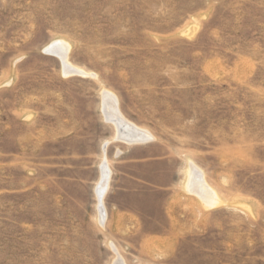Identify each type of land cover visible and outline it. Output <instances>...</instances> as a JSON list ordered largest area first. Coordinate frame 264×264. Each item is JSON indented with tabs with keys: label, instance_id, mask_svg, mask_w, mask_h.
<instances>
[{
	"label": "rangeland",
	"instance_id": "1",
	"mask_svg": "<svg viewBox=\"0 0 264 264\" xmlns=\"http://www.w3.org/2000/svg\"><path fill=\"white\" fill-rule=\"evenodd\" d=\"M121 262L264 264V0H0V264Z\"/></svg>",
	"mask_w": 264,
	"mask_h": 264
},
{
	"label": "bare ground",
	"instance_id": "2",
	"mask_svg": "<svg viewBox=\"0 0 264 264\" xmlns=\"http://www.w3.org/2000/svg\"><path fill=\"white\" fill-rule=\"evenodd\" d=\"M47 50H50L51 52L56 54L61 59L63 66H64L63 69L68 75L76 74V76H78V75L87 74L83 70L74 67L70 63L69 57H68L70 46L67 43L63 41H55L47 47ZM103 98H104V103H103L104 114L103 115H105V117L109 121H111L113 125H115L116 131H117L116 133L117 138L129 144H139V143H143L145 141L150 140L151 135H149L148 132L137 128L135 125L128 122L125 119V117L121 114L118 108V99L116 95H114L111 92L105 91ZM188 176H189L188 183H187L188 190L196 194L198 197H200L207 206H212L216 204L217 202L216 192L212 190V188L208 185L204 174L197 166H195L194 164L190 166ZM102 180H103V183L99 185L97 192H98V198H99L100 216L103 221L105 220V217H106L105 215L106 210L104 208V203L102 202V200H103V196L106 193V189L109 183V175H108V171L106 167L103 168ZM218 201L220 200L218 199Z\"/></svg>",
	"mask_w": 264,
	"mask_h": 264
}]
</instances>
